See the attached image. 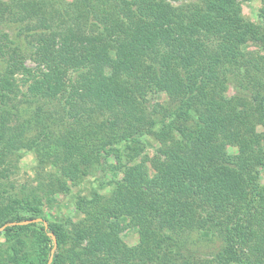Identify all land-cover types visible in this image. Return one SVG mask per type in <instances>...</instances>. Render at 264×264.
Segmentation results:
<instances>
[{
  "label": "trees",
  "instance_id": "16d2710c",
  "mask_svg": "<svg viewBox=\"0 0 264 264\" xmlns=\"http://www.w3.org/2000/svg\"><path fill=\"white\" fill-rule=\"evenodd\" d=\"M9 1L13 13L22 0ZM6 4L0 0L5 12ZM65 13L70 18L60 32L28 41L36 68L22 62L21 35L33 28L11 36L0 24L6 42L0 44V167L13 171L11 160L23 150L37 152L44 163L59 155L54 115L49 123L37 112L31 116L40 100H56L68 114L79 109L71 114L79 129L68 140L78 149L104 127L113 132L135 117L139 126L122 133L131 160L128 166L102 160L105 143L88 146L89 155L59 175H40L37 187L11 183L6 190L1 182L0 227L41 218L45 201L71 192L70 183L80 185L93 168L106 177L125 170L110 184L102 178L90 200L78 199L79 208L98 209L94 223L73 233L57 224L47 231L41 223L38 240L54 247L48 233L57 238L52 264H264V17L259 24L247 19L237 0H75ZM252 43L260 48L251 50ZM160 90L169 98V113L154 104ZM150 93L153 101L146 98ZM12 109L24 117L16 128ZM92 115L108 116L107 124L92 129ZM146 120L147 127L162 125L159 136L168 149L158 152L151 168L148 158L130 165L150 132ZM230 146L243 168L228 154ZM106 185L110 195L102 192ZM123 219L138 230L135 247L122 240ZM36 225L4 230L8 243L0 264H48L51 251L30 256L28 233ZM192 232L221 241L229 254L192 253L186 247Z\"/></svg>",
  "mask_w": 264,
  "mask_h": 264
},
{
  "label": "rangeland",
  "instance_id": "374dc122",
  "mask_svg": "<svg viewBox=\"0 0 264 264\" xmlns=\"http://www.w3.org/2000/svg\"><path fill=\"white\" fill-rule=\"evenodd\" d=\"M197 0H177L174 2L171 0L173 4H183L188 2H193ZM241 3L243 8L244 16L251 20L252 22L259 24L263 20L264 17V4L263 0H237ZM5 6L9 11L5 12L0 5V24H4L3 28L6 32H8L11 36H16L17 33L20 32V29H25L27 26L33 28V32L28 34H22V39L25 42L22 47V54L24 59L22 60L23 64L29 68H36L37 65L31 59L30 54L35 51L32 46L28 44L29 42H34L36 38L40 35L46 36L53 32H60L63 28L65 21H67L68 14L65 13V9L69 8L74 4L75 0H22L18 1L14 6V14L12 13V6L9 5L11 3L9 0H5ZM11 12V13H10ZM9 25L10 28L6 26ZM5 45V39L3 34L0 35V44ZM251 50L259 49V45L250 44ZM7 50L5 53L7 54ZM264 54V51H262ZM1 56V54H0ZM0 62L5 66L4 57H0ZM0 72H4L1 69ZM18 79L22 78L21 75H18ZM148 100L153 101V97L147 95ZM158 104L167 108L168 113L171 111V105L169 103V98L163 90H160L154 104ZM59 102L56 100H40L31 105V116L32 118L36 116V112L40 117H46L48 123L50 118L54 115V118L58 122L57 127V136H58V156L55 159H52L51 162L44 163L40 162V158L37 155V152L33 150H23L20 151V158L18 156H14L11 161L12 164L16 167L15 174L13 175L10 169L11 166L4 164L0 167V183H6L5 189L11 190V183H16L18 186H31L37 187L40 182V178L43 175H47L48 179L50 175H59L61 173V169L68 165L71 162L81 161L83 155H89V152L86 151L88 146H96L107 144L108 147L103 154L102 152V160L108 159L110 164L113 165H121L128 166L129 157L128 150H126V140L122 133L127 132L125 130L136 128L139 126L134 120L131 118L132 116H128L127 118L131 120H127L129 122H124L121 125L116 126L114 131L108 130L106 127L103 128L106 120H108V116H96L92 115L91 119L93 120L92 129H96L98 126H102V130L98 132V135L93 140L88 141V145L85 146V149H78L77 147L73 148V144L69 143V137L71 134L76 133L79 129L78 119L74 120L71 117L75 115L79 109L72 110L71 114L68 112H63L61 109H57ZM87 106H85L86 108ZM13 110V109H12ZM165 112L164 108L161 110L158 119ZM10 118L13 119L11 125L16 128L18 122L20 120H24V117L21 116L17 110H13ZM147 120L144 122L145 127ZM33 126V123H32ZM143 126V124H142ZM37 127H32L29 135L30 137L35 135V130ZM150 129L149 134L147 133L144 138H142L141 147L143 150L139 153V157H137L134 162H131L130 165H140L144 162L145 158H148L146 164L151 168V164L154 161L155 157L158 155V152L168 151L167 142L164 137L159 136V132L162 131V125H156L147 127ZM142 131L147 132V129L141 128ZM259 132H262L263 129L259 128ZM127 134H130L128 131ZM112 141V142H111ZM169 142V140H168ZM74 143V142H73ZM73 151L72 153L67 154V150ZM83 150L84 152L80 151ZM82 152V153H81ZM228 154L233 157L234 163L239 166V168H243V160L239 154V151L236 147L230 146L228 147ZM94 157V155H93ZM12 158V157H11ZM84 160V159H83ZM12 165V166H13ZM14 168V167H13ZM4 169H8V171H4ZM123 170V169H122ZM10 171V172H9ZM151 171V170H150ZM125 170L115 174H109L108 177L104 176V174L100 170H95L94 168L88 173L85 177L84 181L80 185L74 186L70 183L71 192L69 193H56L51 201L44 203L43 205V216L41 218L46 219L49 224H57L60 226H64L69 230V232L73 233L77 226H80L82 223H94V218L98 213V209L93 206H88L86 208L78 207V199L80 197H86V199H91L94 191L98 190L100 185V180L103 178L106 180V184H110L113 178L121 179L124 177ZM41 175V176H40ZM47 179V178H46ZM261 183L264 185V170H262ZM47 181V180H46ZM112 190L111 186L106 185V189L102 192L105 195H110ZM97 218V217H96ZM130 222L128 219H123V225H128ZM9 224V223H8ZM37 225L31 228V231L28 233L29 239V252L30 256L34 258L36 255L44 254V251L53 250V243L49 244V246L44 245L41 240H38L36 235L41 233L43 225L41 223H36ZM6 225V224H5ZM2 228V227H0ZM4 231H0V249L6 248L7 238L3 234ZM122 240L128 247H135L139 244V233L136 227L129 226L122 232ZM87 244L86 242L84 243ZM37 248V249H34ZM186 247L192 253H196L198 256L202 257H216L220 253H224L226 255L229 254L228 249L223 245V243L219 240H212L210 237L204 235L201 232H192L187 234V243Z\"/></svg>",
  "mask_w": 264,
  "mask_h": 264
},
{
  "label": "water",
  "instance_id": "95a60500",
  "mask_svg": "<svg viewBox=\"0 0 264 264\" xmlns=\"http://www.w3.org/2000/svg\"><path fill=\"white\" fill-rule=\"evenodd\" d=\"M36 223H42L45 226V229L47 231L49 230L48 221L44 220L43 218H36V219H32V220H26V221H23L20 223L12 222V223L6 224L2 228H0V231H4L7 227H13V226H18V225L19 226H26V225H30V224H36ZM48 235L51 237V239L54 242V247H53V250L51 252V257H50L49 262H48V264H52L54 254L58 248V242H57L56 236L53 233L49 232Z\"/></svg>",
  "mask_w": 264,
  "mask_h": 264
}]
</instances>
